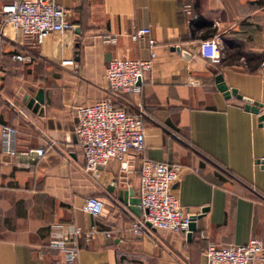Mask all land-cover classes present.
<instances>
[{"label":"crops","instance_id":"crops-1","mask_svg":"<svg viewBox=\"0 0 264 264\" xmlns=\"http://www.w3.org/2000/svg\"><path fill=\"white\" fill-rule=\"evenodd\" d=\"M57 2L70 10L74 28L27 46L36 54L33 63L13 59L16 48L3 43L0 123L18 134L9 156L0 131V264H66L49 246L54 225L97 227L90 240L80 237L74 264H208L201 250L208 242L264 239V0ZM184 3L196 19L183 13ZM4 19L0 2V27ZM143 27L151 32L133 40L131 33ZM210 35L221 39L220 64L199 54ZM151 52L154 66L141 91L114 93L108 62ZM64 57L75 59L76 71L60 64ZM220 74L241 97L220 90ZM40 90L43 102L35 110L29 100ZM104 98L128 112H147L145 147L88 172L77 106ZM248 100L261 104L260 113L246 108ZM39 148L44 155H36ZM144 159L181 165L173 190L195 217L191 238L148 224L133 230L145 215L139 205ZM126 161L129 170L122 168ZM88 196L104 201L102 215L83 210Z\"/></svg>","mask_w":264,"mask_h":264},{"label":"built area","instance_id":"built-area-1","mask_svg":"<svg viewBox=\"0 0 264 264\" xmlns=\"http://www.w3.org/2000/svg\"><path fill=\"white\" fill-rule=\"evenodd\" d=\"M1 12L5 15L0 27V75L3 43L12 44L16 51L11 57L24 63H33L35 52L27 46L44 45L55 34L64 35L74 28L70 10L57 0H0ZM182 11L196 19L192 5L184 3ZM150 27H143L131 33L133 40L148 35ZM115 40V38H113ZM200 56L213 63L222 62V45L215 35L200 41ZM156 58L151 52L148 58L115 57L108 62L105 77L112 91L118 95L141 91L147 73ZM60 64L70 71L77 70L72 57H64ZM148 116L143 109L128 112L116 106L112 98L94 100L77 106L76 132L82 147L85 169L97 171L112 159H121L130 151L141 152L145 147L144 121ZM3 152L12 156L16 152L18 129L10 124L0 123ZM38 156L45 154L44 148L35 149ZM264 160V157L263 159ZM130 164L122 163L124 170ZM181 165L144 159L141 168L139 205L145 211L142 219L133 224V230L141 233L149 222L151 226L172 232H190L192 214L185 213L180 199L173 190L181 174ZM100 197L85 198L83 210L100 216L104 211ZM97 231L96 226L83 229L76 224L54 225L49 246L62 252L66 264H74L80 251V237L90 240ZM111 235V232H107ZM208 264H264V239L251 237L242 244L217 245L208 242L202 248Z\"/></svg>","mask_w":264,"mask_h":264},{"label":"water","instance_id":"water-1","mask_svg":"<svg viewBox=\"0 0 264 264\" xmlns=\"http://www.w3.org/2000/svg\"><path fill=\"white\" fill-rule=\"evenodd\" d=\"M217 80L219 82V88L222 92H224V94L227 97H231L232 95H238L237 94V90L236 89H231L227 83L224 81V77L223 75H218L217 76ZM239 97H241V95H238ZM43 102V91L40 90L39 93L37 94L36 97H32L29 100V106L30 107H34L35 110H37L40 106V103ZM246 108L255 112V113H260L261 110V104L258 102H253L251 100H248L247 104H246ZM260 121L262 122V125L264 126V114L260 115ZM101 168V167H100ZM149 226L151 225L149 222L147 223ZM196 230V226H195V217L192 218L191 223H190V232L188 233V238L192 237L193 232Z\"/></svg>","mask_w":264,"mask_h":264},{"label":"trees","instance_id":"trees-1","mask_svg":"<svg viewBox=\"0 0 264 264\" xmlns=\"http://www.w3.org/2000/svg\"><path fill=\"white\" fill-rule=\"evenodd\" d=\"M192 24L194 25L195 24V21L192 22ZM192 35H193V31H192ZM211 37L214 36V35H210Z\"/></svg>","mask_w":264,"mask_h":264}]
</instances>
